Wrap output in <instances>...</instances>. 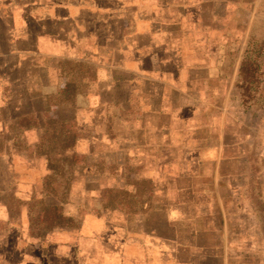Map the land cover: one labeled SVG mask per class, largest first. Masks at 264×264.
Wrapping results in <instances>:
<instances>
[{
    "label": "crops",
    "instance_id": "1",
    "mask_svg": "<svg viewBox=\"0 0 264 264\" xmlns=\"http://www.w3.org/2000/svg\"><path fill=\"white\" fill-rule=\"evenodd\" d=\"M261 20L264 0H0V264H264ZM103 189L139 211L74 205Z\"/></svg>",
    "mask_w": 264,
    "mask_h": 264
},
{
    "label": "rangeland",
    "instance_id": "2",
    "mask_svg": "<svg viewBox=\"0 0 264 264\" xmlns=\"http://www.w3.org/2000/svg\"><path fill=\"white\" fill-rule=\"evenodd\" d=\"M260 31H264V21L261 20L260 22ZM260 46V51L264 53V43ZM260 64L264 66V60H260ZM9 140H6L4 138H0V149L7 145V142ZM19 146H21V143H19ZM147 188H144L146 190ZM105 190L100 194L98 197V200H94L91 196H84L81 198V201L74 203V205L83 206L84 210H94L95 212L99 211H106L108 209H115L116 211H123V210H131L132 212L139 211L141 207V203L138 201H133L129 199H126L123 192L114 193L109 192L108 189Z\"/></svg>",
    "mask_w": 264,
    "mask_h": 264
}]
</instances>
